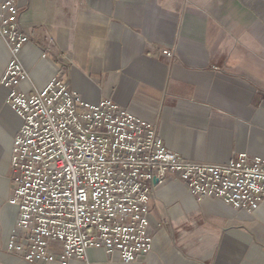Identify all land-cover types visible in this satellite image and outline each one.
<instances>
[{
	"label": "crops",
	"instance_id": "1",
	"mask_svg": "<svg viewBox=\"0 0 264 264\" xmlns=\"http://www.w3.org/2000/svg\"><path fill=\"white\" fill-rule=\"evenodd\" d=\"M14 1L29 37L18 92L34 94L59 74L84 102L110 100L152 125L185 160L264 157V0ZM8 60L0 39V79ZM5 97L0 88V264H29L7 248L16 234L9 161L21 119ZM152 195V249L132 264H264V204L234 211L198 200L175 177L154 184ZM69 264L122 263L89 249Z\"/></svg>",
	"mask_w": 264,
	"mask_h": 264
},
{
	"label": "built area",
	"instance_id": "2",
	"mask_svg": "<svg viewBox=\"0 0 264 264\" xmlns=\"http://www.w3.org/2000/svg\"><path fill=\"white\" fill-rule=\"evenodd\" d=\"M0 39L9 52L0 88L21 119L9 161L16 234L7 248L24 262L57 257L69 264L84 261L89 249L116 254L122 264L143 262L152 249L153 185L169 177L198 200L234 211L264 204V157L185 160L164 147L152 125L110 100L84 102L59 74L34 94L18 92L27 79L19 54L29 37L14 0H0Z\"/></svg>",
	"mask_w": 264,
	"mask_h": 264
}]
</instances>
